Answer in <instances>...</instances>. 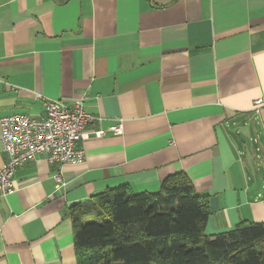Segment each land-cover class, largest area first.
I'll list each match as a JSON object with an SVG mask.
<instances>
[{
    "label": "crops",
    "instance_id": "1",
    "mask_svg": "<svg viewBox=\"0 0 264 264\" xmlns=\"http://www.w3.org/2000/svg\"><path fill=\"white\" fill-rule=\"evenodd\" d=\"M41 97L83 99L105 132L82 163L15 169L0 264H76L72 213L177 173L208 201L207 234L264 223V0H0V116L40 117Z\"/></svg>",
    "mask_w": 264,
    "mask_h": 264
},
{
    "label": "trees",
    "instance_id": "2",
    "mask_svg": "<svg viewBox=\"0 0 264 264\" xmlns=\"http://www.w3.org/2000/svg\"><path fill=\"white\" fill-rule=\"evenodd\" d=\"M72 213L76 264H264V223L207 234L211 213L184 173L154 192L108 187Z\"/></svg>",
    "mask_w": 264,
    "mask_h": 264
},
{
    "label": "built area",
    "instance_id": "3",
    "mask_svg": "<svg viewBox=\"0 0 264 264\" xmlns=\"http://www.w3.org/2000/svg\"><path fill=\"white\" fill-rule=\"evenodd\" d=\"M44 112L40 117L23 114L0 116V143L6 154V161L0 166V195L5 196L15 187L13 173L25 161L44 156L48 162L57 165L82 163L84 151L81 141L92 133L96 137L104 134L100 128L88 129L102 118L85 110L83 99L67 104L60 99L41 97ZM261 101H255L259 104ZM109 131L122 132V125L114 124ZM55 189L60 191L65 182L60 171L53 175Z\"/></svg>",
    "mask_w": 264,
    "mask_h": 264
}]
</instances>
